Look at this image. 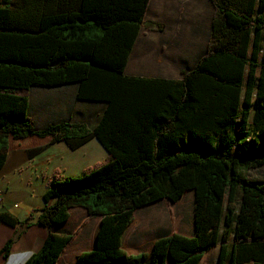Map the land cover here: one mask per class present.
<instances>
[{
	"label": "trees",
	"instance_id": "1",
	"mask_svg": "<svg viewBox=\"0 0 264 264\" xmlns=\"http://www.w3.org/2000/svg\"><path fill=\"white\" fill-rule=\"evenodd\" d=\"M149 1L0 0V169L11 140L31 136L72 149L96 138L107 150L80 176L54 172L39 210L46 226L67 221L74 206L102 216L94 249L75 264H201L216 245L217 264H264V180L246 175L264 167V0H210L207 49L179 80L125 73ZM70 83L78 99L106 104L99 121L36 128L30 87ZM188 190L195 235L126 253L135 210ZM0 220L19 222L8 212ZM74 236L49 232L23 264H57Z\"/></svg>",
	"mask_w": 264,
	"mask_h": 264
},
{
	"label": "crops",
	"instance_id": "2",
	"mask_svg": "<svg viewBox=\"0 0 264 264\" xmlns=\"http://www.w3.org/2000/svg\"><path fill=\"white\" fill-rule=\"evenodd\" d=\"M178 1L180 0L149 1L139 36L125 67L127 75L179 80L184 72L191 70L204 55L214 13L210 0H181V7L184 5L183 13L188 11V16H194V26L189 28L194 33L188 54L174 53L175 49L171 48L168 59H165L167 51L159 39L166 27L160 32L154 27L145 28L146 24L156 23L147 20L152 10L161 18L157 21L159 26L162 21L165 22L167 18L176 15L180 9ZM191 9H195L193 15L190 13ZM199 16L210 19L208 35L198 27ZM77 89V83L30 87L28 114L35 127L40 129L50 124L71 121L85 123L92 128L101 118L106 104L78 99ZM93 113V117L96 116L94 119L91 116ZM50 139L51 137L31 136L10 142L5 162L0 169V212H8L19 222L9 225L0 220V264H9L8 258L14 252H38L49 232H75L74 238L61 253L57 264H75L80 253L94 249L101 215L91 214L85 207L74 206L69 210L70 217L67 221L49 226L39 223L38 216L39 210L45 206L44 193L53 179L54 172L57 171L62 177L80 176L85 169L93 166L96 160L106 159L107 150L96 138H91L76 149L70 148L65 141L48 144ZM41 147H44L41 151L30 155L31 150ZM173 233L188 237L195 235L193 190L185 191L175 202L164 198L137 208L132 223L123 234L122 248L131 255L150 252L157 239ZM8 242L11 245L10 252L4 256L3 249ZM219 249L220 246L216 245L208 250L201 264H217ZM26 260L24 255H16L12 264H23ZM166 264L175 263L168 258Z\"/></svg>",
	"mask_w": 264,
	"mask_h": 264
},
{
	"label": "rangeland",
	"instance_id": "3",
	"mask_svg": "<svg viewBox=\"0 0 264 264\" xmlns=\"http://www.w3.org/2000/svg\"><path fill=\"white\" fill-rule=\"evenodd\" d=\"M154 2H157V0H154ZM178 6L180 7L178 13L172 17L167 18V20L164 22L162 21V25L159 26V23L157 22L158 20H161L160 17H157L155 15V13H153V10L148 14L147 20H151L153 22H156L154 24H146L145 28L147 27H154L155 29H157V31H161L162 28L166 27V31L161 35V38L159 40H161L163 42V47L165 48V50L167 51L166 54L164 55L165 59H168V53L170 52L171 48H174L175 51L174 53H184V54H188L189 53V43L192 40V31H190V27L194 26V16H188V11L184 14L182 10L183 6L181 7V0L178 1ZM185 9V8H184ZM195 9H191L190 13H192V15L194 14ZM198 22L200 23V25L198 27H200L203 31L204 34L208 35L207 31H208V27H209V21L210 19L208 17H197ZM206 38V37H205ZM169 50V51H168ZM173 53V54H174ZM95 115V113L91 114L92 119H94L95 117H93ZM104 150V149H102ZM105 159H99L96 160L94 163H101L103 162ZM93 164V166L95 165ZM91 167V166H90ZM246 175L250 178V179H254V180H258V181H262L264 180V167L258 168V169H253L250 170L246 173Z\"/></svg>",
	"mask_w": 264,
	"mask_h": 264
},
{
	"label": "clouds",
	"instance_id": "4",
	"mask_svg": "<svg viewBox=\"0 0 264 264\" xmlns=\"http://www.w3.org/2000/svg\"><path fill=\"white\" fill-rule=\"evenodd\" d=\"M24 255L26 258H27V260H30L31 259V257L34 255V252L32 251V250H26V251H24L23 253H12V254H10V256H9V258H8V260H9V264H12V261H13V258L16 256V255Z\"/></svg>",
	"mask_w": 264,
	"mask_h": 264
},
{
	"label": "built area",
	"instance_id": "5",
	"mask_svg": "<svg viewBox=\"0 0 264 264\" xmlns=\"http://www.w3.org/2000/svg\"><path fill=\"white\" fill-rule=\"evenodd\" d=\"M1 201H2V199H1V197H0V204H1Z\"/></svg>",
	"mask_w": 264,
	"mask_h": 264
}]
</instances>
